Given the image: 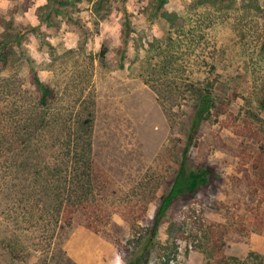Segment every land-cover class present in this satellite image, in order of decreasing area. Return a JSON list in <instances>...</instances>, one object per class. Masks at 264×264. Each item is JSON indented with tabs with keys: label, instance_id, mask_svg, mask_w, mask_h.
I'll list each match as a JSON object with an SVG mask.
<instances>
[{
	"label": "rangeland",
	"instance_id": "1",
	"mask_svg": "<svg viewBox=\"0 0 264 264\" xmlns=\"http://www.w3.org/2000/svg\"><path fill=\"white\" fill-rule=\"evenodd\" d=\"M48 2L0 0V264L137 258L204 93L212 107L186 168L214 174L171 205L144 262L264 257L251 169L264 140V0ZM32 73L52 90L44 105Z\"/></svg>",
	"mask_w": 264,
	"mask_h": 264
},
{
	"label": "trees",
	"instance_id": "2",
	"mask_svg": "<svg viewBox=\"0 0 264 264\" xmlns=\"http://www.w3.org/2000/svg\"><path fill=\"white\" fill-rule=\"evenodd\" d=\"M53 1V2H52ZM82 1H87L92 4L93 10L98 12L104 0H49L47 6L53 3H57L58 6H65L69 4H75ZM256 7V6H253ZM124 29L122 31V43L126 45V38L129 34V21L126 12H124ZM103 54V52H102ZM125 58V50L121 52L119 58V68H123V60ZM31 82L36 90L39 92L41 104H46V102L52 97L51 88L43 83L36 73L31 74ZM212 107V96L211 93H204L200 95L194 104L192 113L189 119V125L186 132L185 142L181 150V160L179 162L178 170L172 179V182L165 193L160 197V202L157 210L152 219V225L147 231L145 239L141 243V254L130 261L127 264H146L144 262L145 253L152 248L154 240L156 238L157 230L163 223L164 217L171 207V205L183 197H191L195 195L201 187L209 184L214 172L210 166H200L190 170H187L186 164L188 161V155L191 148L196 147L200 135V128L203 122L206 120L207 115ZM86 170L90 174L91 167L89 163L91 160L89 156L86 157ZM251 169L255 173L256 185L264 189V140L258 147V152L254 156L251 164ZM87 173V172H86ZM89 174L84 175L88 178ZM81 179H84L83 176ZM83 191V190H81ZM84 192V191H83ZM82 192V193H83ZM83 196V194H82ZM81 196V197H82ZM61 210V209H60ZM74 210L78 211V207H74ZM70 209L68 213L74 212ZM217 264H264V257L249 253L245 259L239 260L235 257H222L218 260Z\"/></svg>",
	"mask_w": 264,
	"mask_h": 264
}]
</instances>
